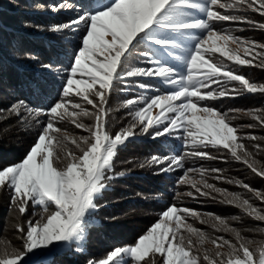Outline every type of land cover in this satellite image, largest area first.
Masks as SVG:
<instances>
[{
    "label": "snow or ice",
    "instance_id": "1",
    "mask_svg": "<svg viewBox=\"0 0 264 264\" xmlns=\"http://www.w3.org/2000/svg\"><path fill=\"white\" fill-rule=\"evenodd\" d=\"M51 11L77 15L43 30L60 36L74 33L79 42L69 57L59 99L47 109L33 107L24 99L0 109V120L14 116L25 127L39 125L37 142L26 157L0 169V191L10 195L9 212L15 214L21 241L19 249L0 243V264H29V254L53 248L84 252L103 194L114 179L126 174L115 171L116 157L144 136L152 140L175 136L182 141V155H152L138 165L156 167L158 174L184 170L178 184L190 185L195 192H177L178 201L196 199L197 193L215 200L213 194H218L220 203L264 222V207L210 183L209 178L247 190L262 205L264 193L229 179L222 169L185 168L187 157L228 162L226 156L208 151L211 148L226 150L234 161L264 178V164L245 144L264 137L242 133V128H264V109L221 111L207 103L234 99L244 92L264 93V84L250 81L232 67L264 68V43L214 27L227 21L264 31V23L248 15L264 17V0H90L81 5L69 0L52 5ZM232 44L235 48L229 47ZM41 67L54 76L61 73L55 63ZM155 78L167 90L146 95L153 86L145 81ZM118 85H124L125 91L138 88L141 94L114 109L109 97ZM154 106L160 109L155 118L151 116ZM120 109H127L131 119L113 134L111 114ZM241 115L255 123L238 127L235 121ZM69 125L86 135L71 132ZM252 147L256 154L264 153V145ZM189 173L199 174V179L190 178ZM29 207L38 209V219L25 218ZM190 218L231 238L195 227ZM259 233L264 237V227ZM87 264H264V238L243 235L228 218L173 204L134 245L116 247Z\"/></svg>",
    "mask_w": 264,
    "mask_h": 264
},
{
    "label": "trees",
    "instance_id": "2",
    "mask_svg": "<svg viewBox=\"0 0 264 264\" xmlns=\"http://www.w3.org/2000/svg\"><path fill=\"white\" fill-rule=\"evenodd\" d=\"M69 0H0V109H8L18 99H24L33 107L47 109L59 99L60 90L64 83L66 69L70 63L69 57L79 38L74 33L63 36L43 30L53 24L66 23L73 18V11H51V6ZM81 5L90 0H70ZM94 2V0H91ZM223 11V10H221ZM77 13V12H75ZM254 20L264 23V17L249 12ZM29 25L39 26L31 27ZM217 29H232L236 35L264 43V31L252 28L245 24L232 22H217ZM244 28L242 32L235 31ZM217 56L219 54H216ZM36 57L37 59H31ZM43 63H55L61 69L59 75L49 74L41 67ZM230 63L231 62H227ZM244 74L250 81L264 84V68L232 65ZM153 87H158L156 81H146ZM235 83V82H234ZM138 88L124 90V85H118L109 97V105L117 108L124 100L136 98L140 94ZM212 106L221 111L228 109H264V93H247L236 98H223L210 101ZM91 109V106L88 107ZM42 121L44 117L40 118ZM131 119L127 109H120L111 114L112 126L110 131L115 134ZM91 123V121H86ZM255 123L247 116L235 121L239 126ZM69 130L77 135H86L74 126ZM39 125L25 127L16 117L0 120V169L21 162L32 146L36 143ZM242 133L264 137V128L257 126L253 129L242 128ZM254 143L264 145L262 141H245L249 151L255 158L264 164V153L256 154L252 147ZM185 149L182 141L177 137H162L152 140L147 136L136 139L128 147L121 150L115 159V171L125 172L124 177L114 179L108 190L103 194L100 211L95 215L91 227L88 229L84 252L65 250L55 254L49 261L35 264H87L90 259L104 258L108 252L116 247L134 245L151 225L157 220L160 213L170 205L179 204L181 207L194 209L199 213H212L222 218H228L233 227L241 229L242 234L249 238L262 239L259 229L264 222L255 221L246 216L240 209L220 203L218 194L215 200L196 194V199L183 197L176 199L177 192L193 191L190 185H180L178 180L184 170L177 169L167 174L159 173L156 167L140 168L138 165L152 155H182ZM213 155H224L228 162L222 159L207 160L187 157L185 168H218L223 175L232 180H240L253 189L264 193V178L256 176L244 164L234 161L226 150L209 148ZM190 177L199 179V174L190 173ZM210 183L226 188L230 192L240 193L249 198L257 207H264L252 193L235 184H226L209 178ZM10 195L7 191H0V243H7L19 249L21 241L15 230V214L9 212ZM38 209L29 207L26 219H38ZM240 217L239 221H232L231 217ZM195 227L201 228L213 235L229 234L214 233L207 225L189 220ZM255 230V231H245ZM211 248V245H208ZM34 264V263H32Z\"/></svg>",
    "mask_w": 264,
    "mask_h": 264
},
{
    "label": "rangeland",
    "instance_id": "3",
    "mask_svg": "<svg viewBox=\"0 0 264 264\" xmlns=\"http://www.w3.org/2000/svg\"><path fill=\"white\" fill-rule=\"evenodd\" d=\"M77 15V13H75L74 12V15H73V18L75 17ZM72 18V19H73ZM77 37H78V35H76ZM78 42H79V40H78ZM229 47H231V48H235V45L234 44H232V45H229ZM218 54V53H217ZM241 55H243V53H241ZM170 62H172V61H170ZM146 81H156L157 83H159L158 85V87H153V89H152V91H150V92H147V93H145L146 95H149V96H154L155 94H156V89H159L161 92H163V91H166L167 90V88H166V86L165 85H162L160 82H159V78H155V79H147ZM145 81V82H146ZM140 90V89H139ZM137 93H139V94H141V90L140 91H136ZM87 107H89V106H87ZM159 113H160V109L159 108H157V107H153L152 109H151V116L153 117V118H155L156 116H158L159 115ZM36 142H37V140H36ZM30 151V150H29ZM183 174H184V172H183ZM183 174H182V176H183ZM189 177H190V173H189ZM191 178V177H190ZM199 213V212H198ZM158 219H159V216H158V218H157V220L151 225V227L158 221ZM150 227V228H151ZM149 228V229H150ZM148 229V230H149ZM147 230V231H148ZM146 231V232H147ZM145 232V233H146ZM144 233V234H145ZM143 234V235H144ZM127 246H131V245H127ZM125 247V246H124ZM65 250H68L67 248H63V249H59V250H57V248H53L50 252H47V253H43V254H39V253H34V254H29V257H30V260H29V264H32V263H38V262H46V261H49L55 254H59V253H62L63 251H65ZM29 257H26V259H28Z\"/></svg>",
    "mask_w": 264,
    "mask_h": 264
}]
</instances>
